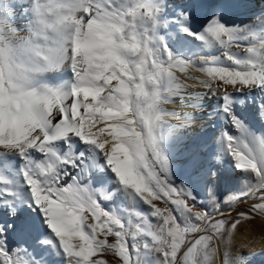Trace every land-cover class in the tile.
Returning <instances> with one entry per match:
<instances>
[{
  "label": "snow or ice",
  "instance_id": "obj_1",
  "mask_svg": "<svg viewBox=\"0 0 264 264\" xmlns=\"http://www.w3.org/2000/svg\"><path fill=\"white\" fill-rule=\"evenodd\" d=\"M260 3L0 0V264H264Z\"/></svg>",
  "mask_w": 264,
  "mask_h": 264
},
{
  "label": "bare ground",
  "instance_id": "obj_2",
  "mask_svg": "<svg viewBox=\"0 0 264 264\" xmlns=\"http://www.w3.org/2000/svg\"><path fill=\"white\" fill-rule=\"evenodd\" d=\"M252 2L254 3L255 7L251 10V11H256L258 12L260 10V8L262 7L260 0H252ZM247 13V10H246ZM241 19H243L244 17L241 16ZM200 128V124L196 125V129L199 130ZM226 187V183L222 180L221 182V191H224V188ZM242 235H239L237 240L240 242L243 239H246V235H244L243 233H241ZM246 236V237H245ZM249 236V235H248ZM248 239V238H247ZM249 245L250 247H260L261 246V242L259 241V233L256 232H251V235L249 237ZM257 264H261L260 258H257Z\"/></svg>",
  "mask_w": 264,
  "mask_h": 264
},
{
  "label": "rangeland",
  "instance_id": "obj_3",
  "mask_svg": "<svg viewBox=\"0 0 264 264\" xmlns=\"http://www.w3.org/2000/svg\"><path fill=\"white\" fill-rule=\"evenodd\" d=\"M157 204H158V206H160V207H164V204H163L162 202H159V201H158ZM247 207H248L247 204H239V205H236V206L234 207L233 211H232V215L235 216L236 213H237L238 211L246 210ZM226 214H227V213H226ZM261 224H262V221H261L260 219H255V220H253V221L251 222V226L256 230L257 233H260ZM247 229H248V226H247V225H245L244 227H242V228H241V231H240L239 233H237V237H236V239L238 238L239 235H242L241 233H243L244 235L247 236V237L245 236L246 239L248 238V240H249V237H250V235H251V232H248ZM248 235H249V236H248ZM110 239H111V238H110ZM249 241H250V240H249ZM237 243H239L238 240H237ZM247 250H248V249H245V251H247ZM107 258H108V260H109L110 262H112L113 259H114L111 255H109Z\"/></svg>",
  "mask_w": 264,
  "mask_h": 264
}]
</instances>
